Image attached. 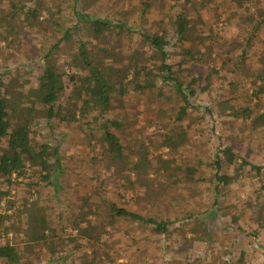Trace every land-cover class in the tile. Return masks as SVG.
<instances>
[{
	"label": "rangeland",
	"instance_id": "1",
	"mask_svg": "<svg viewBox=\"0 0 264 264\" xmlns=\"http://www.w3.org/2000/svg\"><path fill=\"white\" fill-rule=\"evenodd\" d=\"M41 1L43 24L33 26L21 17L14 41L7 44L0 40V71L8 69L6 77L25 81L24 88L37 83L43 55L60 36L54 23L71 26L76 22L70 0ZM80 1L87 13L134 29L127 32L113 28L94 37L90 28L81 24L79 31L54 51L67 74L76 70L70 62L80 39L97 59L108 66L111 63L113 69L121 72L130 67L123 80L125 94L112 93L108 109V117L121 123L114 132L120 137L123 158L115 162L108 157L100 143L97 123H88L86 118L76 122L47 120L42 113L35 114L30 136L35 143L50 145L51 162L57 148L61 167L46 181L40 180L39 168L28 165L25 175H14L11 184L0 177V191L8 190L6 196H0V244H14L34 264H49V260L54 264H264V228L249 219L260 212L264 168L260 180L246 166L218 196L216 217H209L216 199L215 155L225 163L219 150L230 145L250 163L264 167V128L220 109V103L226 102L250 107L253 112L264 110V94L261 99L250 96L260 83H253L254 75L264 72V0H241V6L232 0ZM178 13L186 14L191 22L200 16L205 21L192 27L189 39L183 42L173 33L172 23ZM251 17L255 22L263 19L255 31V22L248 21ZM141 32H165L174 74L185 84L197 78L191 83L193 93L189 97L197 108L187 107L181 119L177 114L185 104L173 83L141 91L130 82L136 66L158 65ZM187 49L194 52L192 58L185 57ZM242 49L245 58L240 64ZM210 67L217 73H211ZM208 73L210 84L203 90ZM66 84L65 98L71 91L67 79ZM20 85H16V91L23 89ZM36 108L42 109L39 104ZM16 121L17 117L11 119L12 124ZM181 131L186 134V142L167 146L166 137L172 135V142H176ZM0 146L6 147V140ZM139 160L147 164L140 172L133 168ZM192 166L196 168L194 181H188L183 177L186 168ZM235 167L224 164L221 170L233 175ZM109 203L172 223L166 234H157L148 224L114 217ZM238 213L242 217L234 225L232 217ZM33 214H43L51 229L45 243L29 242L25 234ZM261 215L260 223L264 224V212ZM80 220L86 232L76 228ZM194 228L199 234L192 232ZM256 228L260 235L253 237L249 233Z\"/></svg>",
	"mask_w": 264,
	"mask_h": 264
},
{
	"label": "trees",
	"instance_id": "2",
	"mask_svg": "<svg viewBox=\"0 0 264 264\" xmlns=\"http://www.w3.org/2000/svg\"><path fill=\"white\" fill-rule=\"evenodd\" d=\"M0 0V40L9 44L14 41L15 35L18 33V21L21 17L27 24L33 26L37 24H43L40 21L42 8L41 0ZM73 5V13L76 16V22L71 26H64L59 21L54 23V28L60 36L51 45L43 55V67L42 72L38 76L37 83L28 88H24L25 81H19L17 76L10 75L6 77L8 69L0 71V143L4 139L6 140V147L0 146V177L7 183H12V178L15 175L16 178L24 176L26 173L27 165L34 168L37 167L40 170V180H49L54 170L60 169V158L57 155V148L54 149V161L51 162V148L46 143H35L30 136V123L35 114L39 112L47 120H54L60 118L62 121L76 122L81 118H86L88 123H97L100 130V143L105 147L106 153L113 161H118L123 158V148L121 145L120 137L115 133L114 129H118L121 126L120 121L116 119H110L108 117L109 106L111 104L112 93L117 92L122 96L125 94V86L123 80L127 78V73L130 72V67L122 70L113 69V65L110 63L109 67L107 63L97 59L96 54L90 52L86 43L80 39L77 47V52L71 58V66L76 68L75 71L65 73L59 66L57 57L54 56V51L58 50L62 44L68 42L74 33H77L82 24L85 28H90V32L94 37H99L106 32H109L113 28L123 29L127 32H132L134 29L121 24L117 20H113L106 17L96 16L91 13H87L82 9L80 0H70ZM234 3H240L241 0H232ZM28 2V4H27ZM33 4V5H32ZM81 5V6H80ZM143 8L147 7V3L143 4ZM32 20V23L28 22ZM252 17L248 21H254ZM255 22V21H254ZM263 19H257L252 26V31H255L262 24ZM205 24L203 17L200 16L198 21L191 22L189 17L184 13H178L173 20V33L177 41H184L189 39V31L192 27ZM83 28V27H82ZM143 40L147 42L152 50L153 57L158 61V65L154 68H150L148 65L141 67L136 66L132 74L130 82L133 84L135 90H149L155 88L158 84L171 82L174 89L178 93L180 99L185 105L181 106L177 114V119H181L187 114V107L196 109V105L190 101L191 83H195L197 78L191 79V82L185 84L181 81L180 77L174 74L172 64L169 62V53L166 47L169 45L170 40L165 32L156 33H140ZM216 36H213L214 41ZM250 38H247V45H249ZM194 52L190 49L184 51L185 57H193ZM245 58V51L242 49L240 54V64ZM134 63L133 66H135ZM211 73H217V70L210 67ZM211 74L205 77L207 81L206 85L201 89L205 90L210 84ZM8 81L6 82V79ZM67 82L71 84V91L68 97L65 98L67 90ZM256 80L260 83L254 89L250 96H255L258 99L262 98L264 94V72L261 74H255L253 77V83L256 84ZM130 83V84H131ZM21 84L23 88L20 91H16V85ZM117 84L119 88L117 89ZM17 94V95H16ZM66 101V105L63 103ZM38 104L42 107L41 110L36 107ZM221 112L225 109L228 110V115L235 119H251L254 127L261 126L264 128V110L252 111L250 107L230 105L229 103H220ZM204 111L211 113V110L207 107H203ZM17 117L15 124L11 123L12 118ZM173 136L166 137L167 146H179L186 142L187 137L184 131H181V135L177 138L176 142H172ZM224 155L225 163H222L218 154L215 155L213 160V166L215 169L213 189L215 193L214 208L210 212V218H215L218 210L217 198L222 193L223 189L228 186L235 177L240 176L246 166L254 171L257 178L262 176V165H256L250 163L244 156H240L234 152L230 145L224 146L219 150ZM139 160L133 164V168L139 172L146 168L145 161ZM226 164L228 166H236L234 174L229 175L224 173L221 169ZM169 169V167H168ZM240 170V171H239ZM196 172L195 167H187L185 170L184 179L188 181H194V174ZM241 172V173H240ZM261 189L263 194L259 201L260 212L255 217L251 215L250 220H256L259 222V227L264 228V224L260 223L261 211L264 212V184L261 183ZM8 190L0 191V196H6ZM109 210L114 217L129 218L131 221L141 222L151 226L152 230L157 234H166L169 230V226L172 223L169 219L157 220L154 217H146L135 211L128 210L125 207L119 206L115 203H109ZM242 217L241 213L234 214L232 222L234 225L238 224V220ZM2 218V217H1ZM76 228L82 232H86V229L81 227V220L75 224ZM90 226H92L90 224ZM231 226V225H230ZM207 228V225L204 226ZM2 225H0L1 234ZM240 229V228H239ZM51 229L47 224V220L43 214L41 216L30 215L27 222V228L25 234L28 236L29 242H43L48 240V235ZM194 234H199V230L192 229ZM253 237L260 235L259 229L251 231ZM192 238L195 239L193 236ZM51 245V244H50ZM264 248V246H263ZM0 261L6 264H34L31 259H26L24 253L18 249L14 244L3 243L0 244ZM49 264H54V260H49Z\"/></svg>",
	"mask_w": 264,
	"mask_h": 264
}]
</instances>
